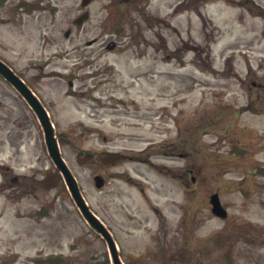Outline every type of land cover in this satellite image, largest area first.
Listing matches in <instances>:
<instances>
[{"label": "rangeland", "instance_id": "rangeland-1", "mask_svg": "<svg viewBox=\"0 0 264 264\" xmlns=\"http://www.w3.org/2000/svg\"><path fill=\"white\" fill-rule=\"evenodd\" d=\"M38 1L58 6L63 29L89 11L78 39L60 33L64 48L81 53L47 58L54 48L41 45ZM80 1L6 0L0 59L47 110L61 156L123 262L264 264V0H204V24L188 4L172 14L175 0ZM18 2L29 10H14ZM159 12L177 29L166 28L164 40ZM0 99L19 147L17 161L11 150L0 160V264H36L38 253L42 264H61L53 253L64 264H111L35 115L1 76ZM6 165L26 173L24 183L3 184ZM215 191L226 218L210 211Z\"/></svg>", "mask_w": 264, "mask_h": 264}, {"label": "flooded vegetation", "instance_id": "flooded-vegetation-1", "mask_svg": "<svg viewBox=\"0 0 264 264\" xmlns=\"http://www.w3.org/2000/svg\"><path fill=\"white\" fill-rule=\"evenodd\" d=\"M109 1L114 2L117 5H126L127 6V5H130L133 0H109ZM203 1L204 0H175L173 2L174 4H172L169 1L171 6L173 5L171 13L176 14L178 7H183V5L188 4L187 6L189 8L190 7L195 8L197 15L201 18V20L204 24L205 20H204L203 15L200 12L201 3H203ZM191 3H192V6L190 5ZM39 5L41 6L40 7L41 11H39V17L36 20L38 23L37 29H38V31H40L41 36H43V39L41 40V45L46 47L47 49L54 48V50L47 53V57H54L60 53H71L72 50H74L77 53H81L80 52L81 46H79V45H73L70 50H67L66 48H64L60 43V41H61L60 33H62L64 40L65 39L70 40L71 37H76V39H78V37L82 31L83 24H80V25H77V24L72 25L71 24V25H68V27L66 29L65 28L63 29L64 23H65L64 18H60L57 21V19L55 18L56 17L55 13L53 15H49L48 9H49L50 3L49 2H40ZM19 9H22V7L21 8L19 7ZM42 12H43V14H41ZM59 13L60 12H58V15H59ZM171 13H169V14H171ZM16 15H17V13H16ZM162 16H161L160 12L157 13V15L155 17V22L157 23V35L159 36V38H163V40H164L166 28L173 30L175 33L177 32V29H176V26L171 24V22L167 18V16H163V17ZM156 23H155V25H156ZM162 25H165V26L162 27ZM66 32H68V33L66 34ZM93 42L86 43V45H90ZM112 44L115 45V42L110 40L106 43L105 46L108 48V47H111ZM167 56H169V55H167ZM12 116H13L12 114H0V160L4 159L3 156H1V154L3 155V154L8 153V150H11V152H10L11 155L8 158V160L10 159V160L17 161V159L19 158V157L17 158V156L19 154V147H18L17 138H16V130L13 127V126L16 127V125L13 124V121L10 122L9 119H6L7 117H9L10 119L14 120V117H12ZM19 117H21V115H19ZM24 118H26L29 123L32 122V114L31 113H29V115L27 113H25ZM9 122H10V124H9ZM19 126L21 128H26L27 124H22L20 122ZM148 152H149V150H148ZM21 154H22V152H21ZM4 169H5V171L10 172V174L7 175V174L3 173L4 174L3 184H6L9 181H11L13 184H20L21 181H23V183H24L25 179L27 178V174L22 173L20 171H17L16 167H15V169H13L11 166L6 165V166H4ZM1 184H2V182H1ZM7 184H9V183H7ZM16 243H13V244L16 245ZM37 255L38 256L34 257L33 260H35L36 264H42V262L44 261V259H46V257H39L40 253H38ZM52 256L54 259H52L51 261H53V262L56 261L58 263L64 264V256L63 255L53 253ZM1 259H3V258H1ZM1 259H0V262H1Z\"/></svg>", "mask_w": 264, "mask_h": 264}, {"label": "water", "instance_id": "water-1", "mask_svg": "<svg viewBox=\"0 0 264 264\" xmlns=\"http://www.w3.org/2000/svg\"><path fill=\"white\" fill-rule=\"evenodd\" d=\"M86 2L87 0H83V4H85ZM82 17H84V15ZM0 73L3 74L5 78L12 83V85L20 92V94L27 100L31 108L34 110L42 126L47 150L51 159L53 160L58 170H60V172L62 173L65 183L71 194V197L73 198L83 217L86 219L89 225L94 228L98 233H100L105 239L111 256L112 264H123L119 257L116 244L111 234L103 225V223L89 209L79 190V186L75 177L73 176V174L65 164L64 160L62 159L61 154L59 152L57 140L54 136V129L45 108L37 99V97L32 93V91L24 84V82L17 75H15L12 70L1 60ZM94 179L95 185L97 187H100L102 185L101 177L95 176ZM209 201L211 203L212 213L220 217L226 216V211L222 207L217 193L211 194Z\"/></svg>", "mask_w": 264, "mask_h": 264}]
</instances>
